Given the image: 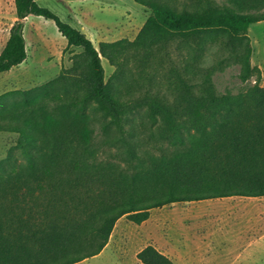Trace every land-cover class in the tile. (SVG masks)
<instances>
[{
    "label": "trees",
    "instance_id": "trees-1",
    "mask_svg": "<svg viewBox=\"0 0 264 264\" xmlns=\"http://www.w3.org/2000/svg\"><path fill=\"white\" fill-rule=\"evenodd\" d=\"M150 15L133 41L101 42L35 0H13L16 20L0 51V74L27 58L28 16L52 20L71 68L0 109V132L18 135L0 161V264H76L101 253L122 216L139 225L151 209L227 196H264V87L247 36L264 20V0H133ZM215 51L217 58L206 64ZM114 67L107 81L101 59ZM232 64L245 92L217 91L213 76ZM7 95H0V104ZM59 106L65 118L45 116ZM102 116V143L123 148V164L100 159L88 129ZM178 150L156 156L147 147ZM143 264H172L153 246Z\"/></svg>",
    "mask_w": 264,
    "mask_h": 264
},
{
    "label": "rangeland",
    "instance_id": "rangeland-1",
    "mask_svg": "<svg viewBox=\"0 0 264 264\" xmlns=\"http://www.w3.org/2000/svg\"><path fill=\"white\" fill-rule=\"evenodd\" d=\"M56 14L60 20L69 23L89 38L98 49L101 42H113L121 39L133 41L142 29L150 15V11L136 4L133 0H35ZM220 5L234 6L232 0H214ZM16 20L13 0H0V51L4 47L9 30ZM23 34L27 50V58L10 71L0 74V95L7 98L3 105H11L23 99L21 92L31 91L32 95L39 94V87L61 72L71 68L73 60L82 50L69 46L66 39L60 35L52 20L41 16L30 15L26 18ZM247 36L250 40L252 54L250 64L260 70L259 85L264 87V20L251 24ZM217 58V53L211 51L206 56V64H211ZM104 77L107 81L114 72V67L107 60L101 59ZM239 66L232 64L221 72L215 73L213 82L221 94H240L254 85L255 77L242 82L239 79ZM45 116L56 121L65 118L63 110L51 102L42 104ZM91 121L88 129L93 137V143L98 148L100 159L122 163L120 158L123 148L116 145L108 146L102 143L99 126L103 119L100 113L88 109ZM18 135L16 133L0 132V161L4 160L9 150H12L19 161H22L19 151L15 150ZM147 149L156 156H170L178 150L167 142L148 146ZM171 206V207H168ZM172 208L166 205L150 211L149 218L137 225L127 217H120L113 227L106 246L100 254L83 260L77 264H143L137 254L154 243L162 246L166 233L174 246L179 245L181 229L178 224L187 216L182 208ZM163 218L173 219L176 225L163 226ZM190 226L197 225L192 217ZM192 236L193 232L191 233ZM207 264H232L225 255L210 257ZM174 264H188L183 258L177 257ZM240 264H248L242 261Z\"/></svg>",
    "mask_w": 264,
    "mask_h": 264
},
{
    "label": "crops",
    "instance_id": "crops-1",
    "mask_svg": "<svg viewBox=\"0 0 264 264\" xmlns=\"http://www.w3.org/2000/svg\"><path fill=\"white\" fill-rule=\"evenodd\" d=\"M170 205L187 214L178 224L182 238L174 246L166 233L162 246L154 243L153 247L172 264L177 257L188 264H207L210 257L221 255L228 256L232 264H264V196H227ZM192 217L195 227L189 225ZM167 224L171 228L176 222L163 218V226Z\"/></svg>",
    "mask_w": 264,
    "mask_h": 264
}]
</instances>
